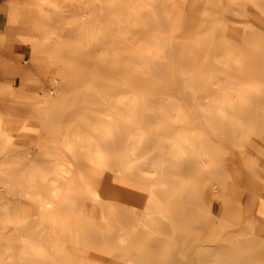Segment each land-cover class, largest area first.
<instances>
[{
    "label": "bare ground",
    "instance_id": "1",
    "mask_svg": "<svg viewBox=\"0 0 264 264\" xmlns=\"http://www.w3.org/2000/svg\"><path fill=\"white\" fill-rule=\"evenodd\" d=\"M16 38L0 264H264V0H0Z\"/></svg>",
    "mask_w": 264,
    "mask_h": 264
},
{
    "label": "crops",
    "instance_id": "2",
    "mask_svg": "<svg viewBox=\"0 0 264 264\" xmlns=\"http://www.w3.org/2000/svg\"><path fill=\"white\" fill-rule=\"evenodd\" d=\"M10 44L11 49L9 51L4 53L0 52V82L7 81L16 90L23 91L24 86L22 84L21 75L18 74V71L20 73L22 72L23 64L21 44L18 42L17 38L12 40ZM20 110L23 111V107H20Z\"/></svg>",
    "mask_w": 264,
    "mask_h": 264
},
{
    "label": "rangeland",
    "instance_id": "3",
    "mask_svg": "<svg viewBox=\"0 0 264 264\" xmlns=\"http://www.w3.org/2000/svg\"><path fill=\"white\" fill-rule=\"evenodd\" d=\"M26 89H27V88L25 87V88H24V90H23V91H24V93H25V92H27V91H26ZM230 222H232V221H230ZM242 225H243V222H242Z\"/></svg>",
    "mask_w": 264,
    "mask_h": 264
}]
</instances>
